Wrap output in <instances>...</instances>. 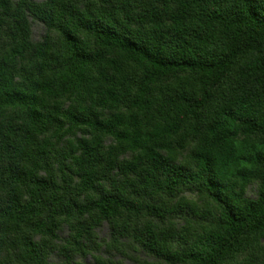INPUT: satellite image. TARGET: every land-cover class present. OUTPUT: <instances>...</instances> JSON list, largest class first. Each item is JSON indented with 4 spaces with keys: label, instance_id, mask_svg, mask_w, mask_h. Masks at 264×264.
Masks as SVG:
<instances>
[{
    "label": "trees",
    "instance_id": "16d2710c",
    "mask_svg": "<svg viewBox=\"0 0 264 264\" xmlns=\"http://www.w3.org/2000/svg\"><path fill=\"white\" fill-rule=\"evenodd\" d=\"M115 254L264 264V0H0V264Z\"/></svg>",
    "mask_w": 264,
    "mask_h": 264
},
{
    "label": "rangeland",
    "instance_id": "374dc122",
    "mask_svg": "<svg viewBox=\"0 0 264 264\" xmlns=\"http://www.w3.org/2000/svg\"><path fill=\"white\" fill-rule=\"evenodd\" d=\"M33 31H34V38L35 39H40L41 36L44 33V27H43V25L41 23L36 22V23H34ZM249 195H252L253 196L254 195V191L251 190L249 192ZM64 234H62V235H64ZM99 234H100L101 237H106L107 234H108V227L107 226H104V228L100 231ZM102 254L105 255V256H108L109 255L108 252H106V251H102ZM115 259H123V258L120 255H116L115 254ZM79 260L80 261H85L86 263H89L90 264V263H92L93 258H92L91 255H88L85 258H80ZM123 263L124 264H133L132 261L129 260V259H126V260L123 259Z\"/></svg>",
    "mask_w": 264,
    "mask_h": 264
}]
</instances>
